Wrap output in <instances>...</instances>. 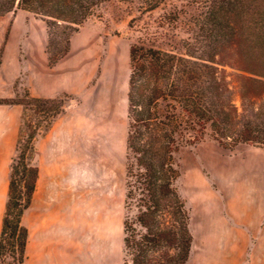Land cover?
Returning a JSON list of instances; mask_svg holds the SVG:
<instances>
[{
  "label": "trees",
  "instance_id": "1",
  "mask_svg": "<svg viewBox=\"0 0 264 264\" xmlns=\"http://www.w3.org/2000/svg\"><path fill=\"white\" fill-rule=\"evenodd\" d=\"M109 1L0 0V15L19 8L39 16L47 26L49 65L55 66L70 52L79 27ZM138 1L146 11L161 5V0ZM198 25L203 38L188 56L141 42L130 48L123 264L191 261L192 207L182 184L186 147L212 141L229 150H264V0H207ZM239 39L259 62L239 67L233 81L215 58ZM3 52L4 47L0 66ZM69 98L67 93L35 97L29 91L24 98H0V104L24 108L11 161L0 264H26L29 231L23 216L39 176L35 140L43 135L42 123L48 122V129ZM30 109L37 115L35 127L25 119Z\"/></svg>",
  "mask_w": 264,
  "mask_h": 264
},
{
  "label": "rangeland",
  "instance_id": "2",
  "mask_svg": "<svg viewBox=\"0 0 264 264\" xmlns=\"http://www.w3.org/2000/svg\"><path fill=\"white\" fill-rule=\"evenodd\" d=\"M206 2L161 0L158 8L146 11L138 0H110L98 7L73 35V50L65 61L80 79L85 75L86 82H80L76 92L60 94L70 95L61 116L69 117L73 123L80 173L87 177L86 186L80 179L81 187L90 188L89 175L94 169L109 170L114 191L125 178L131 46L141 42L188 56V51H195L203 38L198 19ZM242 41L222 48L215 58L218 67L231 74L233 81L242 72L239 67L259 62L249 55ZM195 53L198 55L199 51L196 49ZM19 58L22 67L18 79L0 89L12 95L0 98H24L29 91L26 52L20 51ZM62 75L66 83L68 78ZM25 119L27 124L37 125L34 110H28ZM47 127L48 122L44 121L40 127L43 135ZM181 158L183 190L192 207L194 262L207 259L212 263L246 264L247 260L219 259L224 251L220 239L227 238L230 242L233 238L235 242L229 243L227 251L235 252L242 235L250 239V245L257 244L264 251V230L253 237L241 229L246 225L264 226V150H229L206 141L186 147Z\"/></svg>",
  "mask_w": 264,
  "mask_h": 264
},
{
  "label": "crops",
  "instance_id": "3",
  "mask_svg": "<svg viewBox=\"0 0 264 264\" xmlns=\"http://www.w3.org/2000/svg\"><path fill=\"white\" fill-rule=\"evenodd\" d=\"M48 33L46 23L33 13L19 9L0 15V51L4 47L0 66V89L13 84L22 67L20 51L26 52L27 85L32 96L56 97L63 92H76L86 77L72 71L65 58L55 66L49 65L47 55ZM23 48V50H22ZM68 62V63H67ZM68 78L63 82V75ZM11 92L0 91V97ZM24 108L19 104H0V234L8 200L11 161L22 127ZM70 118L58 116L44 135L35 141L34 164L39 168L36 190L30 207L23 216L29 236L26 247V264H123L125 178L111 189L107 169L80 173L78 141L73 138ZM240 229V228H239ZM253 237L264 226L243 227ZM235 252L227 251L233 238L220 239L224 251L220 260H247L246 264H264V251L242 235ZM223 264L194 259L188 264ZM230 264H239L232 262Z\"/></svg>",
  "mask_w": 264,
  "mask_h": 264
}]
</instances>
